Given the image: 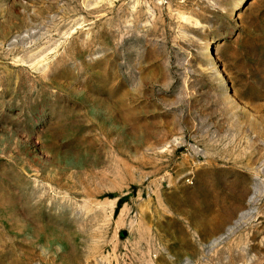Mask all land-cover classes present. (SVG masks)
I'll list each match as a JSON object with an SVG mask.
<instances>
[{
    "label": "rangeland",
    "instance_id": "obj_1",
    "mask_svg": "<svg viewBox=\"0 0 264 264\" xmlns=\"http://www.w3.org/2000/svg\"><path fill=\"white\" fill-rule=\"evenodd\" d=\"M0 264H264V0H0Z\"/></svg>",
    "mask_w": 264,
    "mask_h": 264
},
{
    "label": "bare ground",
    "instance_id": "obj_2",
    "mask_svg": "<svg viewBox=\"0 0 264 264\" xmlns=\"http://www.w3.org/2000/svg\"><path fill=\"white\" fill-rule=\"evenodd\" d=\"M211 58H213V57H212V55H211V53H210V55H208V56L206 57V59L209 60V59H211Z\"/></svg>",
    "mask_w": 264,
    "mask_h": 264
}]
</instances>
